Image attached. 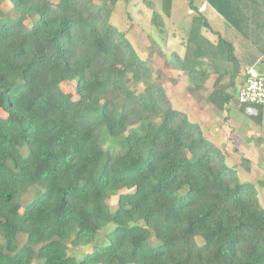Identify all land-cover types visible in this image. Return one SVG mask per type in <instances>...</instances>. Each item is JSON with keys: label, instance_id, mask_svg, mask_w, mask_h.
I'll return each instance as SVG.
<instances>
[{"label": "trees", "instance_id": "1", "mask_svg": "<svg viewBox=\"0 0 264 264\" xmlns=\"http://www.w3.org/2000/svg\"><path fill=\"white\" fill-rule=\"evenodd\" d=\"M3 1L14 18L0 17V264H264L255 185L152 81L110 22L117 0ZM186 1L191 47L170 53L172 67L195 92L214 73L207 100L223 111L241 87L240 60ZM207 3L243 35L260 26L264 0ZM161 4L168 16L171 0ZM151 22L166 34L159 13ZM238 105L261 123L264 105ZM68 244L90 251L76 259Z\"/></svg>", "mask_w": 264, "mask_h": 264}, {"label": "rangeland", "instance_id": "2", "mask_svg": "<svg viewBox=\"0 0 264 264\" xmlns=\"http://www.w3.org/2000/svg\"><path fill=\"white\" fill-rule=\"evenodd\" d=\"M199 1L207 4V0ZM185 2V0H171V15H174L175 24L174 22L173 24L167 22L164 17L163 25L167 33L166 35L170 37L171 34H175L176 36L175 39L173 38L174 36L168 37L169 39L167 38L171 41L168 51L164 49V43L167 40L164 37L165 34H156L154 30L150 37L153 49L147 50L150 49L146 44L148 39L142 37L139 39L140 48L132 45L133 49L139 57L147 60L150 64L154 72L152 81L166 89L174 107L186 113L190 121L201 124L203 136L208 142L225 152L226 164L235 169L238 180L240 182H252L255 185L258 202L260 207L264 209V187L260 185V182L264 181V111L260 125L249 119L243 122L241 113L238 112L236 115L231 114V110L237 111L239 108L238 103L235 101L236 95L225 110L218 111L207 100L209 93L216 87L213 82L215 79L214 73H211L212 76L205 83V87L195 92L191 90V85L186 75L172 67L173 60L169 56L170 50L182 56L186 45H188V36L182 37L183 33L180 31L188 24L187 21L190 19L188 16L185 17V14L183 15L185 12ZM89 3H91V0H87L88 5ZM160 4L161 0H117L110 22L118 31L123 32L119 23H117L116 14L121 17L127 14L132 19L134 17H148L150 19V16L157 11L163 18L164 15ZM207 8V17L211 29L219 32L225 39L233 43L235 54L240 60L241 70H246L251 66L261 72L264 71V66L260 62V60L264 59L263 26L254 29L252 35H243L241 30L231 27L211 7L207 5ZM0 17L3 19L14 18L10 4L7 1H3L0 5ZM122 34L129 43L132 42L126 37V33ZM155 44L157 47H155ZM142 45H146L145 48ZM188 46L189 48L191 47V45ZM227 69L231 71L229 65H227ZM119 70L121 71L120 68ZM242 74L241 72V75L237 79V84L242 81ZM228 80V76H226L223 79L222 85H227ZM61 89L64 93L71 96V98L76 99L73 84H61ZM138 89H141L140 86ZM248 113L254 114V110L248 111ZM0 116H4L3 113L0 112ZM31 199V194L24 195V203L20 205L19 213L23 211L27 202ZM108 202L111 206H114L116 196L110 197ZM111 228L112 225H109L108 229ZM68 248V253L76 259H80L84 253L90 251L89 248L73 249L69 244Z\"/></svg>", "mask_w": 264, "mask_h": 264}, {"label": "crops", "instance_id": "3", "mask_svg": "<svg viewBox=\"0 0 264 264\" xmlns=\"http://www.w3.org/2000/svg\"><path fill=\"white\" fill-rule=\"evenodd\" d=\"M186 1V0H185ZM195 6L198 7V10L200 13H202L204 15V17L207 19L208 23H209V20H208V17H207V11H208V8H207V5L209 6V4H205V3H201L199 0H195ZM162 5V4H160ZM262 7H264V3L261 5ZM210 7V6H209ZM171 8H172V4H171ZM171 8H170V14L168 16L164 15L163 18H162V22H164L165 18L167 20V22L169 23H172L174 22L175 18H174V15L172 14L171 15ZM213 9V8H211ZM213 11L215 13H217L214 9ZM259 11L260 13H258V17H257V22L260 24V26L262 25L263 23V29L264 30V8H259ZM157 12V11H156ZM119 14V13H118ZM185 14V15H184ZM117 15V14H116ZM116 19H117V23H119V26L121 28V31H123L124 33H126V37L130 39V42L132 45H135L137 47H139V39L140 37L144 38V39H148L147 41V45L149 46L148 48L150 49H147V50H151L153 49L152 47V42L150 40V37H151V34L153 33V30L155 31L156 34H159V35H162L160 33H158V30L152 25V22H151V16H150V19H148V17H143V18H139V17H134L133 19L129 17V15H123L122 17L120 15H117ZM183 15L186 17L188 16L190 19L187 21L188 24H186L180 31H182V37H187L189 35V31H190V27H191V23H192V20H193V17L195 16V14L192 12V10H190L189 6H188V3L187 1L185 2V12L183 13ZM165 17V18H164ZM175 24V22H174ZM259 28V27H258ZM257 28V29H258ZM165 30V28H164ZM166 31V30H165ZM167 34V33H166ZM164 35V37H166V39L169 37L168 35ZM202 36H204L210 43H214L215 40H216V36L210 32H201ZM210 35H212V37H210ZM174 36V37H173ZM173 37L174 39L176 38L175 34H171L169 38ZM168 38V39H169ZM166 40L165 43H164V49L165 51H168V49L170 48L169 47V44H171V41L169 40ZM169 41V42H168ZM135 42V43H134ZM138 44V45H136ZM146 46V45H145ZM144 45H142V47L145 48ZM155 47H157V45L155 44ZM189 46L186 45V49L188 48ZM140 48V47H139ZM144 48H141V49H144ZM172 48V47H171ZM185 49V50H186ZM146 50V49H145ZM154 51H158V50H154ZM171 52H174L172 50H170ZM185 52V51H184ZM184 54V53H183ZM257 61V60H256ZM260 62L263 64L264 66V59L260 60ZM250 68H252L250 66ZM242 73L245 72V70H241ZM213 74V73H212ZM212 74L210 75V77L212 76ZM215 75V74H214ZM243 75V74H242ZM209 77V78H210ZM208 78V80H209ZM243 79L244 77L242 76V82H243ZM208 80L205 82L207 83ZM205 87V86H204ZM239 90V87L236 89V94ZM210 94V93H209ZM239 107V106H238ZM239 109V108H238ZM248 111H253L251 108H248L246 110H244L243 112H240L239 110L235 111V110H231V114H234L236 115L238 112L242 114V121L245 122L247 121L246 119H249V116L252 115V113H248ZM263 111H264V108H263ZM263 117V115H262ZM250 120V119H249ZM262 121V120H261ZM260 125V124H259ZM249 164V163H248Z\"/></svg>", "mask_w": 264, "mask_h": 264}, {"label": "built area", "instance_id": "4", "mask_svg": "<svg viewBox=\"0 0 264 264\" xmlns=\"http://www.w3.org/2000/svg\"><path fill=\"white\" fill-rule=\"evenodd\" d=\"M236 98L238 104L264 105V72L246 69Z\"/></svg>", "mask_w": 264, "mask_h": 264}]
</instances>
